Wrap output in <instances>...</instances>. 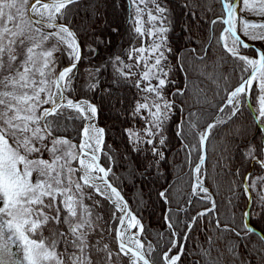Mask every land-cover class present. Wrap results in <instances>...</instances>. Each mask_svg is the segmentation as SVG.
<instances>
[{
	"label": "snow or ice",
	"instance_id": "1",
	"mask_svg": "<svg viewBox=\"0 0 264 264\" xmlns=\"http://www.w3.org/2000/svg\"><path fill=\"white\" fill-rule=\"evenodd\" d=\"M106 3L107 0H0V264H117L120 261L180 264L182 256L187 255L185 246L190 235L209 214L212 219L208 224L217 241L225 233L238 240V243L227 242L223 249L215 248L212 264H253L240 247L243 245L247 250L245 241L250 235L258 234L253 218L264 219V175L249 172L241 180L240 168L232 173L237 179L230 182L229 191L233 198L245 196L247 206L239 223L234 219L222 222L216 212V202L203 184L202 166L210 137L237 117L254 83L255 119L264 124V48L255 44L264 42V19L251 21L239 15L247 11L264 18V0H217L220 13L209 23L212 26L219 23L222 29L213 40L237 62L239 79L234 87L226 89L224 102L216 107L217 115L211 122L204 125L202 116L188 113L190 118L182 115L175 126V135L188 153L191 166V196L211 206L195 215H187L184 206L175 210L166 208L165 223L170 235L159 251L150 241L145 249L138 238V233L144 231L143 225L118 186L112 183L118 178L112 172L114 157L105 151V129L97 126L100 108L92 99L69 98L75 91L72 85L85 51L94 55L97 47L111 43L102 33L91 31L97 20L103 18ZM111 7H116L115 0ZM130 7L131 39H139L141 43L139 47L124 50L128 60H133L132 64L126 63L121 55L111 58L115 71L111 83L126 86L136 75L132 69L139 70V78L132 80L137 95L130 107L131 115L142 120L143 127L126 128L124 134L134 153H147L139 161L140 175L147 179L159 170L162 161H167L166 132L173 116L184 113L185 101L178 105L176 99L185 96V89L171 91L176 82L170 75L174 66L168 63L173 53L167 37L171 26L169 9L162 0H131ZM82 12L91 20L74 24V18ZM189 15L196 16V13L190 11ZM110 30L118 33L119 26ZM83 33H91V42L82 39ZM191 52L193 59L205 60L204 56L196 55L195 48ZM62 58L68 63L61 67ZM176 59L179 70L186 72L188 58L183 57L184 62L179 56ZM106 66L89 71L86 90L103 91L111 101L119 87L101 88L100 77ZM188 67L199 69V65L188 64ZM212 79L216 83L221 77ZM116 99L118 103L124 102L119 96ZM65 120L81 122L78 143L62 135ZM194 151L199 154L193 166ZM225 151L230 153V149ZM101 155L106 158L107 166L99 162ZM242 156L264 170V141L247 144ZM73 161L76 167L72 166ZM229 161L230 155L225 166ZM76 173L79 180L73 179ZM238 188L242 192H237ZM157 195L166 205L170 202L168 188L158 191ZM97 196L112 202V219L118 224L117 251L103 240L94 244L89 240L101 221L96 211L101 206ZM228 203L231 205L232 200ZM192 204L189 198L187 205ZM129 229L138 232L129 234ZM259 236L261 247H253L249 254L255 255L256 264H264V232ZM207 241L212 245L213 236H208ZM210 251L203 249V255Z\"/></svg>",
	"mask_w": 264,
	"mask_h": 264
},
{
	"label": "trees",
	"instance_id": "2",
	"mask_svg": "<svg viewBox=\"0 0 264 264\" xmlns=\"http://www.w3.org/2000/svg\"><path fill=\"white\" fill-rule=\"evenodd\" d=\"M112 3L113 0H107L102 9L103 18L97 20L91 30L98 35L102 33L103 38L110 40L111 43L97 47V52L94 55H89L85 51V58L79 63L76 78L73 81L72 87L75 91L69 94V98L74 100L92 99L100 108L97 119L98 125L105 129V151H110L114 157L112 172L118 178L112 180V183L114 186H118L128 198L130 209L140 219L144 228L143 233H141V240L144 242L145 249L150 241L159 251L163 246L162 242L166 241L170 235L165 223L166 208L170 207L175 210L184 206L187 208V215H195L204 207L211 206L201 203L198 198L191 196V166L188 163V153L183 150L181 140L175 135L176 123L179 122L182 115L186 119L190 118L187 116L188 113H196L202 116L204 125L211 122V119L217 115L216 107L224 102L227 90L236 85L240 73L236 66L237 62L222 51L213 40V36L219 37L222 29V25L219 23L214 26L209 23L220 13V4L217 3V0H162L163 5L169 9L168 16L171 23L167 37L173 53L169 56L168 63L174 66L170 75L176 82L171 91H175V88H184L185 96L177 98L176 103L178 105L181 101H185V103L183 104L184 113L177 112L167 128L166 135L169 140L166 150L167 161H162L159 170L153 171L152 175L145 179L140 175L142 168L139 161H143L147 153H134L124 134L126 128L140 129L143 127L142 120L131 115L132 109L130 107L137 95V89L133 87L132 80L139 78V70L132 69L136 75L129 79L126 86L113 85L111 78L115 76V71L110 63L111 58L115 55H121L126 63L132 64L133 60H128L124 50L130 46L139 47L141 41L139 39L132 40L129 32L131 27L129 23V13L132 11L131 0H115L116 7H111ZM186 4L190 7H185ZM190 11L195 12L196 16L189 15ZM239 15L243 16V12ZM82 20H91V17L82 12L80 16L74 18L73 23L77 24ZM117 26H119V32H111L110 28ZM82 39L91 42L93 37L91 33H83ZM193 48L196 49L197 56L205 57L203 62L193 59L191 52ZM205 49L207 50L206 53ZM177 56L182 58L181 62H184L183 57H187L188 64L199 65V69L189 68L186 64L187 71H180L176 66ZM67 63V59L62 58L61 67L66 66ZM100 65H107L100 77L101 88L111 86L115 89L119 87L118 93L114 94L111 101L108 100L103 91L97 90L96 93H93L86 90L89 71ZM215 76L221 77L216 83L212 79ZM225 80H227L226 86ZM116 96H119L124 102L118 103ZM256 96L257 89L254 83L253 91L250 94V102L254 109L257 106ZM64 123L65 128L62 135L80 141L78 129L81 122L65 120ZM260 130L261 128L253 116V111L248 107L246 99L242 102L237 117H234L228 125L215 130L214 135L210 137L207 157L202 166V179L204 186L213 194L211 197L216 201V212L222 222L234 219L236 223H239L241 214L247 206L245 196L233 198L229 191L230 182L237 179L232 173L240 168L241 180L249 172L255 176L264 175V170L242 156L247 144L264 141L263 132ZM225 149H230V153L226 152ZM198 154L195 151L192 153L193 166L198 162ZM229 155L230 161L225 166V160ZM44 158H48L47 154ZM107 163L106 158L101 155V164L107 166ZM72 166H76V161L72 162ZM133 172L135 174H132ZM77 175L79 176V173ZM109 179H111V175ZM164 188H168L170 193V202L167 205L157 195L158 191H162ZM237 192H242V189L238 188ZM96 198L100 199L101 202V206L96 210L101 216V221L97 232L90 234L89 240L93 244L103 240V242L109 243L114 251H117L114 234L118 224L112 219L113 205L103 197L97 196ZM189 198L193 200L191 206L187 205ZM230 199L232 200L231 205L228 203ZM85 203L89 202L86 200ZM233 213L235 214L234 217ZM211 219L212 215L209 214L207 220L199 228L194 229V233L190 235L189 242L185 246L187 255L182 256L180 264H194L197 261L199 264H212L215 248L223 249L227 242L238 243L237 238L228 233H225L217 241L213 234L214 230L208 224ZM252 223L258 232H264V219L253 218ZM208 236H213L212 245H209L207 241ZM245 243H247L248 249L245 250L241 245L240 251L248 256L253 264H256L255 255L249 253L253 247H261L260 236L257 234L250 235ZM203 249H212V251L208 255H203ZM13 251L16 249L13 248ZM153 255L155 256L156 253ZM117 264H124V262L120 261Z\"/></svg>",
	"mask_w": 264,
	"mask_h": 264
},
{
	"label": "water",
	"instance_id": "3",
	"mask_svg": "<svg viewBox=\"0 0 264 264\" xmlns=\"http://www.w3.org/2000/svg\"><path fill=\"white\" fill-rule=\"evenodd\" d=\"M79 65V64H78ZM77 68H78V66H77ZM247 105H248V107H250V109L253 111V116L255 117V109H254V107H252V105H251V102H250V96L247 98ZM221 115V114H220ZM258 122V121H257ZM258 124H259V127L261 128V129H264V125H262V124H260L259 122H258ZM97 126L98 127H100L99 125H98V121H97ZM263 137H264V132H263ZM104 139H105V135H104ZM73 142L74 143H78L79 141H76V140H73ZM78 151V150H77ZM207 157V156H206ZM99 162L101 163V156H100V160H99ZM103 165V164H102ZM120 190V189H119ZM121 191V190H120ZM209 193L211 194V192L209 191ZM121 195L124 197V199L128 202V206H129V201H128V198H126L125 197V195L121 192ZM211 195H213V194H211ZM111 204H112V202L110 201V200H108ZM216 202V201H215ZM129 208H130V206H129ZM132 210V209H131ZM132 212H133V210H132ZM133 214H135L134 212H133ZM140 220V219H139ZM117 228H118V226H117ZM116 228V229H117ZM257 235H259V233L260 232H258L257 231ZM115 236H116V232H115V234H114V238H115ZM139 239H141V235H140V237H139ZM142 241V240H141ZM143 242V241H142ZM144 243V242H143ZM115 245H116V243H115Z\"/></svg>",
	"mask_w": 264,
	"mask_h": 264
},
{
	"label": "rangeland",
	"instance_id": "4",
	"mask_svg": "<svg viewBox=\"0 0 264 264\" xmlns=\"http://www.w3.org/2000/svg\"><path fill=\"white\" fill-rule=\"evenodd\" d=\"M237 11H238V10H237ZM238 13H239V12H238ZM261 19H264V18L259 17V20H261ZM237 23H238V27H239V22H237ZM249 42H251V41H249ZM255 44H256L257 46H259L260 48H264V42L256 41ZM77 152H78V151H77ZM76 166H77V163H76ZM76 166H75V167H76ZM33 176L35 177V173L33 174ZM73 179H75V180H79V176L77 175V173L74 175ZM134 231H135V232H138L137 229H134ZM138 235H141V233H138Z\"/></svg>",
	"mask_w": 264,
	"mask_h": 264
},
{
	"label": "crops",
	"instance_id": "5",
	"mask_svg": "<svg viewBox=\"0 0 264 264\" xmlns=\"http://www.w3.org/2000/svg\"><path fill=\"white\" fill-rule=\"evenodd\" d=\"M243 18L251 21H259V17L253 14L248 13L247 11L243 12ZM246 40L247 38L244 37ZM249 42V41H248ZM251 43V42H250Z\"/></svg>",
	"mask_w": 264,
	"mask_h": 264
},
{
	"label": "bare ground",
	"instance_id": "6",
	"mask_svg": "<svg viewBox=\"0 0 264 264\" xmlns=\"http://www.w3.org/2000/svg\"><path fill=\"white\" fill-rule=\"evenodd\" d=\"M126 223H127V221H126ZM133 232H135L134 229H129V230H128V233H129V234H131V233H133ZM139 237H140V235H138V238H139ZM126 238H127V237H125V239H126Z\"/></svg>",
	"mask_w": 264,
	"mask_h": 264
}]
</instances>
